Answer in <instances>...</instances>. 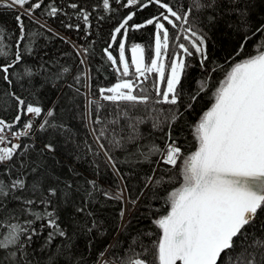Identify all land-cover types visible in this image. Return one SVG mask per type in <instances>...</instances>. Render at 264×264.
I'll list each match as a JSON object with an SVG mask.
<instances>
[{
  "label": "snow or ice",
  "instance_id": "6c2138e0",
  "mask_svg": "<svg viewBox=\"0 0 264 264\" xmlns=\"http://www.w3.org/2000/svg\"><path fill=\"white\" fill-rule=\"evenodd\" d=\"M0 108V264H264V0H0Z\"/></svg>",
  "mask_w": 264,
  "mask_h": 264
},
{
  "label": "trees",
  "instance_id": "16d2710c",
  "mask_svg": "<svg viewBox=\"0 0 264 264\" xmlns=\"http://www.w3.org/2000/svg\"><path fill=\"white\" fill-rule=\"evenodd\" d=\"M58 2H60V0H58ZM140 15H143V13H140ZM10 16H11V14H9V18H10ZM53 23H55V21H53ZM107 27H108V25H105V29H107ZM139 35H140V33H137V36H139ZM81 37H82L81 42H83V33H81ZM73 38H75V36H73ZM213 39L217 42V44H227L229 42V40H230V37L228 35H226V34L217 33V34H215L213 36ZM56 44H57V46H59V44H60L59 40L56 41ZM64 50L68 53L69 58H71L70 46L66 45L64 47ZM99 51H100V47L98 46L97 47V52H99ZM127 55L129 57V51L127 52ZM107 72H108V80L105 79L104 73L102 72V73L99 74L100 75L99 81H95L94 80V82H93L94 85L96 83H107V82H109V80H111L113 78L112 77V73H111V69H107ZM93 92L94 93L96 92L95 87H93ZM0 115H4L6 118H10L11 112H5L2 108H0ZM149 126H150V122L149 121H145L143 124H141V128L144 131H148ZM142 167L147 168L148 165L147 164H143ZM118 207H119V205L117 204V202L110 201L104 207V215H108L109 213H111L113 216H115V213L117 212ZM146 210L147 209H143L142 208L140 211H146ZM108 222H109V224H111V220H109Z\"/></svg>",
  "mask_w": 264,
  "mask_h": 264
},
{
  "label": "rangeland",
  "instance_id": "374dc122",
  "mask_svg": "<svg viewBox=\"0 0 264 264\" xmlns=\"http://www.w3.org/2000/svg\"><path fill=\"white\" fill-rule=\"evenodd\" d=\"M130 56H131V52H130V50H129V58H130Z\"/></svg>",
  "mask_w": 264,
  "mask_h": 264
}]
</instances>
